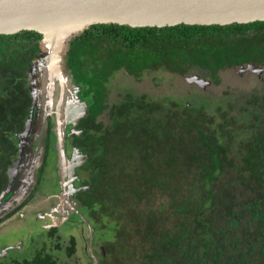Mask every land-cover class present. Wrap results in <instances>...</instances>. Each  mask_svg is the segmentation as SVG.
I'll use <instances>...</instances> for the list:
<instances>
[{
  "label": "trees",
  "instance_id": "1",
  "mask_svg": "<svg viewBox=\"0 0 264 264\" xmlns=\"http://www.w3.org/2000/svg\"><path fill=\"white\" fill-rule=\"evenodd\" d=\"M41 41L28 31L0 36V191L29 119L28 73ZM262 44L264 22L162 29L96 25L71 42L69 68L90 104L80 124L90 139V167L98 165L82 205L99 232L111 236L102 264H264V93L234 99L224 114H215L209 99L202 109L176 103L173 111L162 101L155 109L133 94L123 107L121 94L111 109L107 105L111 83L123 71L137 78L151 69L181 76L198 66L214 72L243 63L197 62L221 54L255 59L244 53L264 51L256 48ZM236 45L252 48L229 49ZM32 260L63 263L51 250Z\"/></svg>",
  "mask_w": 264,
  "mask_h": 264
},
{
  "label": "water",
  "instance_id": "2",
  "mask_svg": "<svg viewBox=\"0 0 264 264\" xmlns=\"http://www.w3.org/2000/svg\"><path fill=\"white\" fill-rule=\"evenodd\" d=\"M256 22H264V0H0V36L25 31L42 36V52L28 73L33 102L24 131L18 134L19 153L8 172L9 185L0 197V218L19 207L35 188L50 124L63 179L73 181L77 168L86 162L87 155L78 148H73L72 159L66 153L67 125H73L71 133L79 134L76 127L89 113L68 64L75 38L96 25L162 29ZM92 232L89 252L93 264H100Z\"/></svg>",
  "mask_w": 264,
  "mask_h": 264
},
{
  "label": "flooded vegetation",
  "instance_id": "3",
  "mask_svg": "<svg viewBox=\"0 0 264 264\" xmlns=\"http://www.w3.org/2000/svg\"><path fill=\"white\" fill-rule=\"evenodd\" d=\"M246 47V48H245ZM264 44L261 46H257L256 48H262ZM238 50V48H242L244 50L252 48L251 46H230L229 49ZM236 52V51H235ZM238 54L234 53V57ZM245 56L254 57L255 59H233V55H229L231 58L224 59L223 54H221V58L218 59H210V60H200L197 63H243V64H232L230 66L223 65L221 68L215 69L214 72L208 68H204L198 66L193 71H189L185 75H177L175 72L171 71H163L151 69L145 71L146 74L153 73V71L166 72L170 75V78L174 81L183 80L184 82V90H186V95L183 97H176L174 94L168 93V97L157 98L154 95H150L149 93L137 91V87L134 86H123V107L126 102V95L133 94L138 95L139 97L147 98V105L154 107L157 109L156 103L162 101L166 105L171 106L173 111H175V104L183 103L184 106L188 108H196L202 109L204 106V100H211V106L215 108V114H224V107H228L230 104L235 105L234 99L239 98H249L253 94L257 92L264 93V51L258 50V52L244 53ZM157 63V62H151ZM172 63V62H171ZM185 63H194L191 59L185 61ZM238 74L240 77L248 76L251 80L256 79L257 83L250 91L245 92L243 88L237 87L235 85L227 84L224 88L225 76L228 77L232 74ZM121 75V73L117 74L116 77ZM143 75V74H142ZM123 76L127 78L138 79L134 75H130L127 72L123 71ZM111 83L112 86L115 84V80ZM192 79H196L192 80ZM192 80V81H191ZM169 85L168 90L171 93L175 91V85L172 83ZM80 86V85H79ZM80 94L82 93V86H80ZM121 89V90H122ZM219 90V92H218ZM121 95V94H120ZM81 99L86 102L90 108V104L86 99L81 96ZM117 101H120L119 98L116 100L111 99V93L108 96V109H111L113 104ZM178 101V102H177ZM203 101V102H202ZM213 102L217 104L214 105ZM157 113V112H156ZM107 112L103 113L98 119L97 123L103 122L102 117L107 116ZM107 121L109 123L108 117ZM84 119V118H83ZM82 121V119H81ZM111 123V122H110ZM80 124V123H79ZM66 127V153L68 159H71V154L73 152V148H78L83 150L87 156L86 162L77 168V178L71 179L67 177L65 180L62 177V168L63 164L59 161V153L56 148V134L51 127L52 134L49 133L47 136V145H46V154L45 160L42 167L38 173L37 184L33 189L31 195L15 210H13L7 216L0 218V232L5 228H10L11 223L14 224V221L25 223L28 219L27 214L24 210L28 207V205L37 198L42 199L46 204H52L53 208L48 209L47 211H43L41 216H38L36 219H42L45 224L42 226L45 228L43 235L45 239L39 245L33 247H29V249H25V245L23 243L24 239H19L10 245H6L1 247L0 250V264H32V259L35 255L40 251L41 253H47L49 250L52 251L53 255H57L66 260L69 258V254L71 253L72 257L74 254L76 255L78 252L77 240L81 238L84 234L85 228L89 233V240L87 242L86 248L83 249V253L85 258H87L91 264H93V260L90 256L89 252V243H90V233L93 230V248L95 254L100 257V264H102V260L107 255L106 245L109 244L111 236L109 232L101 233L98 230L97 223L94 218H92L91 213L87 211V209L82 205V199H84V195L91 194L89 190L92 191L94 187V179H95V171L98 169V165L94 164L93 169L90 167L91 162V152L88 145L90 144V139L86 138L84 135V128L81 126H77L76 130L78 133H71L73 130V125H70L69 128ZM83 128V129H82ZM81 130V132H80ZM92 141L95 139L90 137ZM49 141V143H48ZM18 144V141H17ZM49 144V145H48ZM72 144V147H71ZM87 148V149H86ZM89 150V151H87ZM105 157L109 156L105 154ZM18 157V156H17ZM17 159V158H16ZM15 159L12 161L10 167L7 169V184L0 191V197L3 194L4 190L9 185V176L8 172L12 168ZM93 162V161H92ZM91 169H90V168ZM65 184V187H63ZM72 185H74L72 187ZM82 187V189H80ZM87 187V190L85 189ZM75 189V191H74ZM80 189V190H79ZM85 218V220L82 218ZM50 221V223H48ZM49 225V226H48ZM26 227V226H25ZM27 227H30L29 224ZM13 228V227H12ZM61 229H65L64 233L68 234L69 230L75 231V233L69 236V241L67 242V247L63 249L62 245V236L59 234ZM29 228L22 229L21 232L26 233ZM26 237L25 234L22 238ZM25 250V251H24ZM18 252L19 255L11 257V253ZM103 251V253H102ZM69 253V254H68Z\"/></svg>",
  "mask_w": 264,
  "mask_h": 264
},
{
  "label": "rangeland",
  "instance_id": "4",
  "mask_svg": "<svg viewBox=\"0 0 264 264\" xmlns=\"http://www.w3.org/2000/svg\"><path fill=\"white\" fill-rule=\"evenodd\" d=\"M116 78L117 79L115 80V84L112 86L111 89L112 100H116L120 96V94H123V89H122L123 86L137 87V91L139 93L141 92L149 93L150 95L152 96L154 95V97L157 98L168 97V93L172 95L174 94L176 97H183L186 95V90H184L183 80L174 81L170 78V75H168L166 72L158 73L157 71L156 72L153 71V73L150 74L144 73L138 79L127 78L123 76V74L119 75ZM224 81H225L224 88L227 82V84H231L232 86L235 85L237 87L243 88L245 92L250 91L252 87H254L255 84L257 83L256 79L251 80L246 75L244 77H240L238 76L237 73L229 75L228 77L225 76ZM169 83L175 85L174 93H171L168 90L169 85L171 86V84ZM67 126L69 128L70 125ZM72 157H73V152L71 154V159ZM75 178H77L76 174L74 176V179ZM51 208H53V203L46 204L40 198H37L34 201H32L28 205V207L24 210V212L27 214L28 217V219L24 224L14 221V224L11 223L10 228L9 227L5 228L2 230V233L0 232V250L1 247L10 245L11 243L19 239H24L23 243L25 245V249L26 248L29 249V247L31 246L35 247L40 243H42L43 239H45L43 236L45 234L44 232L45 228L42 227L45 224V222L42 219H36V218H38V216H41V213L43 211H47L48 209ZM48 223H50V221ZM28 224L30 227H27ZM24 228H29V230L26 233L21 232L22 229ZM64 230L65 229H61V231L59 232V234H61L62 236L61 242L63 245L62 246L63 249L67 247L66 245L67 242L69 241V236L75 233V231L69 230L67 232L68 234H65ZM83 232H84L83 236L81 238H78L77 240V247H78L77 254L76 255L74 254L72 257L66 258V260H64L63 263L61 262V264H91L90 261L87 258H85L83 253V249L86 248L87 242L89 240V233L86 228ZM24 234L26 237L22 238ZM16 255H19L17 251L11 253L10 256L13 257Z\"/></svg>",
  "mask_w": 264,
  "mask_h": 264
}]
</instances>
